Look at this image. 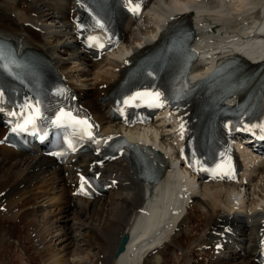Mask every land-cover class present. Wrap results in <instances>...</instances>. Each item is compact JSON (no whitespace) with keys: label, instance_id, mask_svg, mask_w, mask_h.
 <instances>
[{"label":"bare ground","instance_id":"obj_1","mask_svg":"<svg viewBox=\"0 0 264 264\" xmlns=\"http://www.w3.org/2000/svg\"><path fill=\"white\" fill-rule=\"evenodd\" d=\"M163 1L165 6H162L166 7L164 11H160V5H147L148 11L144 12L146 14L142 21L126 23L123 40L126 44L122 42L116 54L111 53L98 61L84 62L85 66H81V62L85 60L83 54L78 51L74 56L72 52L75 50L67 21L68 0H1L0 34L18 43L20 50L34 49L44 53L50 60L53 56L55 62L52 65L58 66L65 74L83 104L100 121L102 131H117L118 128L114 129L115 125L106 120L107 110L96 102L114 80L120 78L119 71H114L121 64L116 63V59L127 46L151 36L152 29L175 12L183 13L184 10L191 9L198 23L194 28L195 43L206 54L217 51V55H223L225 47H228V53H240L246 46L254 45L257 50L244 51L245 55L251 61H257L264 56L261 54L264 53V0ZM48 2H54L53 7L56 8H49L52 11L43 13L40 6H48ZM155 5L156 3L152 6ZM55 9H59L57 11L61 13L60 17L58 12L53 14ZM46 19L54 21L49 25ZM28 24H34L40 30L36 31ZM235 40L240 43L234 46L232 41ZM133 51L137 52L136 49ZM59 53L66 56L68 65L58 61L62 59L56 55ZM198 64L195 63V69L200 68ZM201 68L206 69V66ZM104 84L107 88H103ZM259 102L264 104V91ZM142 131L153 133L155 139L163 143L161 147L164 149L167 143L165 136L162 137L155 130L147 128ZM2 133L0 129V136ZM165 149L170 154L171 148L166 146ZM172 164V167H167L159 181L150 184L136 178L125 159L110 162L102 169V176L117 179V183L108 190V199H115L116 196L117 202L113 207H106L104 198L87 201L71 196L69 189L66 191V178L61 172L69 169L53 168L48 158L23 157L12 148L0 145V206L5 207V211H0V261L3 255L9 260L10 251L15 247V250H21L18 252L23 255L25 264L32 259H36L39 264H66V250L74 240V233L82 226L87 234L83 238L86 239L85 246L89 252L84 250V254L81 251L71 254L69 264L77 261L75 257L84 260L85 255L91 252L92 264H254L247 259L252 251L247 242L250 239V242L254 241L256 226L252 222L248 224L247 213L250 210L259 213L264 211V166L251 170L255 176L248 178L249 184L234 188L229 183L218 182L196 186L174 162ZM182 191L189 192L190 195L180 199L179 193ZM159 196L167 199V204L162 206L164 216L151 204ZM174 196L175 205L169 203V198ZM189 197L192 200L187 204ZM41 202L52 205L49 213H54V219H51L53 222L67 220L72 210L87 218L86 228L83 222H78L73 229L68 227L66 230L64 227L58 229L57 225L54 232H58L60 237L64 236V240L61 242L62 249L54 254H51L48 241L43 240L40 234V224L46 225L48 220L45 221V216H42L40 222L34 220L37 204ZM69 202H73V205L69 206ZM151 215V227L147 231L139 232L136 225ZM249 216L253 217L254 214ZM190 220L196 223L195 226L189 225L184 232L182 229L176 232L175 228L189 224ZM225 222L236 224L240 230L239 239L245 241L242 248L246 258L240 259L239 253L232 248H229L225 258H219V255L213 258V248L204 249L211 246L216 238L215 226ZM146 232L149 234L145 235ZM49 233L51 232H47ZM122 233L127 234L128 241L124 250L117 257H113L118 236ZM198 256L201 259L196 261Z\"/></svg>","mask_w":264,"mask_h":264},{"label":"rangeland","instance_id":"obj_2","mask_svg":"<svg viewBox=\"0 0 264 264\" xmlns=\"http://www.w3.org/2000/svg\"><path fill=\"white\" fill-rule=\"evenodd\" d=\"M1 1V0H0ZM150 3H151V5H150ZM154 3H156V5L155 6H152ZM158 5H160L161 7H159V9H162V10H160V11H164L165 10V8L166 7H164L165 5H164V1L163 0H150L149 1V6H151V7H158ZM162 5H164V6H162ZM52 8H56V7H52ZM48 9H49V6H48ZM56 11L57 10H59V9H55ZM44 11L45 12H48V10L47 9H44ZM50 11H52V10H50ZM53 14H54V12H53ZM60 12H58L57 13V15L60 17ZM34 15V14H33ZM55 19V18H54ZM63 19H64V17H63ZM62 19V20H63ZM57 20V19H56ZM54 20H49V19H46V22H47V24H49V25H51L52 24V22H53ZM57 56H64V54L63 53H59V54H56ZM66 65H68V62L66 63ZM81 66H84V63H82V65ZM250 189V188H249ZM105 205H106V207H113L114 206V203L115 202H117V200H116V196H115V199L113 198H110V199H105ZM43 203V202H42ZM46 203V202H45ZM107 203V204H106ZM50 207V206H49ZM49 211H51V210H49ZM49 211H48V208L47 207H38V210H36V212H35V218H34V220L35 221H41V219H42V216H45V221H47L48 220V223L45 225V224H43L42 225V223L40 224V227H41V229H42V233L40 232V234H42L43 235V233H44V235L42 236L41 235V237L42 238H44L43 240H45L48 244H50V250H52V253H51V251H50V253L51 254H54V253H57L58 251H60V249H62V243L61 242H63V240H64V236L62 237H60L56 232H54V230L55 229H57V227H58V229L60 228V227H64L63 229H67L68 227H70V229H73L74 228V226H76V225H78V222H83L82 224L84 225V228H86V225H87V218H85L83 215L81 216L80 214H78L79 216L77 217V219H76V216L75 215H69V220H71V221H68V220H63V219H61L59 222H57V220L56 221H54L53 222V220H51L54 216L51 214V213H49ZM47 213H49V214H47ZM74 213V212H73ZM6 214V213H5ZM44 214V215H43ZM47 215V216H46ZM49 215V216H48ZM49 217H51V218H49ZM54 219V218H53ZM51 222V223H50ZM56 224V225H55ZM73 224V225H72ZM58 225V226H57ZM192 225V224H191ZM44 226H46V227H44ZM51 226V227H50ZM54 226V227H53ZM49 227H50V229L51 230H49ZM72 227V228H71ZM82 227V226H81ZM81 227H80V229H81ZM78 230V231H76L75 233H74V236H73V239L74 240H72V242H70L69 243V248H68V250H66V251H68L66 254V256H67V260H66V262H70V259L72 258L70 255L71 254H73V253H75V254H77L79 251H81V252H83L82 254H84V253H86V252H89V251H87L86 250V239H84V238H86V236L85 235H87L86 234V232L84 231L85 229H82V230ZM45 230V231H44ZM46 230H48V231H46ZM44 231V232H43ZM84 231V232H83ZM47 232H51V233H49V234H47ZM182 232H184V229H183V231ZM23 233V232H22ZM56 233V234H55ZM82 233V234H81ZM46 234V235H45ZM76 234V235H75ZM76 236V237H75ZM40 237V236H39ZM84 237V238H83ZM33 238V237H32ZM41 239V238H40ZM63 239V240H62ZM42 240V239H41ZM85 241V242H84ZM85 243V244H84ZM52 248V249H51ZM86 252H85V251ZM11 251L13 252V253H11ZM11 251H10V255H11V257H10V255H8V257H10V263H8L9 262V260H8V258H6V256L5 255H3V257H2V260H3V262H2V260L0 261V263L1 264H25V261L24 260H22V254L21 253H19L18 251H21V250H15V247H13L12 249H11ZM16 252H18L17 254H16ZM91 252V251H90ZM24 253V252H23ZM13 255H14V258H13ZM74 255V254H73ZM88 255V258L86 257ZM87 255H85V259L84 260H82V259H76V257L74 258L75 260H77V261H81L80 263L79 262H77V263H79V264H83L84 262L85 263H89V264H92V257L90 258V256L92 255V252L91 253H88ZM242 259V258H241ZM34 260V261H33ZM36 259H32L31 260V262H29L28 264H37L38 262H36L35 261ZM239 260V259H238ZM36 262V263H35ZM39 264V263H38ZM72 264H75V263H72Z\"/></svg>","mask_w":264,"mask_h":264},{"label":"snow or ice","instance_id":"obj_3","mask_svg":"<svg viewBox=\"0 0 264 264\" xmlns=\"http://www.w3.org/2000/svg\"><path fill=\"white\" fill-rule=\"evenodd\" d=\"M97 23H99V21H98ZM143 96H150V97L153 98L154 101L159 102V101H160V96H161V94H160L159 92H156V93H137V94H136L135 96H133L131 99H132V100H137V99L142 98ZM126 103H127V101H126ZM159 106L162 107L163 104L160 103ZM33 111H34V113H35L36 110L33 109ZM36 118H37V117H36V115L34 114L32 117H30V118L27 120L26 123H27V124H32V123H34V121H35ZM80 123H83V122H80ZM181 128H183V125H181ZM89 135H90V134H89ZM81 179H82V182L87 183L86 181L83 180V177H82ZM81 191H83V189H81Z\"/></svg>","mask_w":264,"mask_h":264},{"label":"water","instance_id":"obj_4","mask_svg":"<svg viewBox=\"0 0 264 264\" xmlns=\"http://www.w3.org/2000/svg\"><path fill=\"white\" fill-rule=\"evenodd\" d=\"M125 235L124 236H122V238H121V240H120V242H119V245H118V247H117V251H120L121 249H122V244H123V242L125 241Z\"/></svg>","mask_w":264,"mask_h":264}]
</instances>
